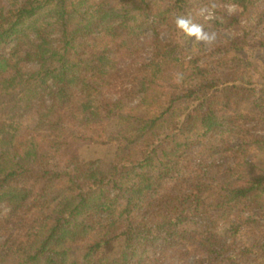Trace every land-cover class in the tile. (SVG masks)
I'll return each mask as SVG.
<instances>
[{
  "label": "trees",
  "instance_id": "1",
  "mask_svg": "<svg viewBox=\"0 0 264 264\" xmlns=\"http://www.w3.org/2000/svg\"><path fill=\"white\" fill-rule=\"evenodd\" d=\"M179 15L234 36L204 52ZM9 106L36 110V124ZM66 150L80 171L60 190L51 159ZM171 252L264 264V0L1 4L0 264H163Z\"/></svg>",
  "mask_w": 264,
  "mask_h": 264
},
{
  "label": "rangeland",
  "instance_id": "2",
  "mask_svg": "<svg viewBox=\"0 0 264 264\" xmlns=\"http://www.w3.org/2000/svg\"><path fill=\"white\" fill-rule=\"evenodd\" d=\"M7 1L8 0H0V7H1V4L6 3ZM228 5H230V4H228ZM236 10H237V7H236ZM236 10L232 14H234L236 12ZM225 12H228V11H225ZM245 12H246V10H245ZM247 12H249V11H247ZM200 16L202 18H204L205 20H211L213 18L218 17L217 13L210 6H201ZM213 27L214 26L211 23H207L204 26L206 31H208L210 33L211 32L217 33V39L215 40L214 43L206 44V43H203L201 41L195 40L194 37H189V38L186 37L188 40L187 42L190 45H191V43L197 42L198 45L204 47V50H205L204 52H206L208 50H212L213 48H215L216 45L223 46V45L227 44V42H229V40L232 39L234 36V33L232 30H230V28H227L225 30H219V32H218L217 30H214ZM149 33L150 32H148V34ZM162 35H163V37H166L165 32L162 33ZM181 35H182V33H181ZM182 38H183L182 36H177L176 40L184 42V38L183 39ZM17 109L18 108H14L13 106H9L8 108L5 109L6 116H9L11 118H15L14 120L19 121L23 127L26 126V124H29L31 126H34L36 124V119H37L36 110L33 109L26 114H22V111H18ZM101 151L105 152L106 154L109 153L108 152L109 149L107 152L103 151V150H101ZM101 151L96 149L95 153H93V154L95 156L96 155H98V156L103 155L104 153H102ZM242 155L246 156L247 158L249 157L253 161L256 160V157L254 155H252L251 152H248V153L245 152L244 154L242 153L241 156ZM51 168L54 171L55 184H56L57 188L60 190H65L68 187H70V185H72L75 182V180L77 179V177L79 175V171H80V169L77 166V162L72 157L69 150L63 151L59 155L53 156V158L51 159ZM223 206H224V204L217 205L219 210H223ZM229 216L230 217L228 219L221 220V224H228L230 221H232L234 219V216H232L230 214H229ZM231 216H232V218H231ZM225 232L226 231H224L222 228L212 229V234L214 235V240L216 241L217 244L222 245L224 243V241L226 240L225 239L226 238ZM161 261L163 262V264H194L195 258L190 257L185 261V260L180 259L178 255H175L171 252L170 254H168L166 256H161Z\"/></svg>",
  "mask_w": 264,
  "mask_h": 264
},
{
  "label": "clouds",
  "instance_id": "3",
  "mask_svg": "<svg viewBox=\"0 0 264 264\" xmlns=\"http://www.w3.org/2000/svg\"><path fill=\"white\" fill-rule=\"evenodd\" d=\"M236 5L230 4L227 6V11L232 14L236 10ZM176 26L186 36L194 37L195 40L206 44L214 43L217 39L216 32H208L202 24L196 23L190 15H179L176 17Z\"/></svg>",
  "mask_w": 264,
  "mask_h": 264
}]
</instances>
